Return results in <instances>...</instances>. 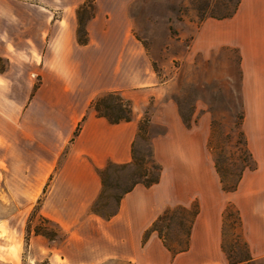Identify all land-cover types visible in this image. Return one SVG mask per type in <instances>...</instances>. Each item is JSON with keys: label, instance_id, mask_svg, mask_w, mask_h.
I'll return each mask as SVG.
<instances>
[{"label": "crops", "instance_id": "0c3cea01", "mask_svg": "<svg viewBox=\"0 0 264 264\" xmlns=\"http://www.w3.org/2000/svg\"><path fill=\"white\" fill-rule=\"evenodd\" d=\"M85 1L0 0V57L9 61L0 71V112L4 104L8 109L0 115V131L15 135L17 152L15 165L8 159L7 168L40 190L51 183L43 210L63 231L58 240L34 234L25 242L21 227L13 240L0 241V264H230L223 247L230 204L252 254L259 256L264 246V0H240L232 17L205 20L191 45V53L207 60L225 47H238L244 58L249 46L255 57L242 68L241 129L256 168L244 171L234 191L223 190L211 152V111L197 101L192 120H184L170 97L172 83L160 79L133 31V0H93L94 15L85 25L88 41L80 44L77 10ZM110 91L130 102L131 120L112 123L91 109L97 96ZM147 109L151 124L163 128L152 140L162 167L159 182L135 185L108 219L90 213L102 189L100 170L110 162L132 161ZM195 203L199 210L184 248L172 250L157 231L145 238L165 210Z\"/></svg>", "mask_w": 264, "mask_h": 264}, {"label": "rangeland", "instance_id": "374dc122", "mask_svg": "<svg viewBox=\"0 0 264 264\" xmlns=\"http://www.w3.org/2000/svg\"><path fill=\"white\" fill-rule=\"evenodd\" d=\"M239 2L240 0H133L129 6L133 31L148 49L160 79L172 83L170 97L179 103L184 120H192L197 101H200L199 104L204 110L207 108L211 111L210 148L225 173L227 185L236 183L245 170L256 168V162L241 129L244 116L241 98L242 68L250 67L255 57H251L249 46L243 49L245 59L238 47H225L217 50L207 60L191 53V45L205 20L232 17ZM90 5L91 2H88L84 10V21L88 20L92 13ZM1 28L3 25L0 23ZM260 45L259 41V47L262 46ZM257 63L263 64L262 58H259ZM8 65L9 61L0 57V71L5 70ZM37 85L38 82L34 90ZM11 93H14V90ZM0 99L3 97L0 96ZM7 110V106L2 105L3 112H0V115H5ZM145 117L149 118V122L144 124V130L137 137L136 152L141 159V165L145 164L154 173L150 162L153 153L152 140L163 132V128L151 124L148 109L141 119ZM3 123V120H0V127ZM2 133H7L8 136H2ZM15 139V135L11 136L9 131H0V241L13 240L21 227L25 242L36 234V228L42 232L36 235L47 239L49 235H56L55 239L58 240L62 238L63 231L54 221L51 222V216L43 210L51 183L48 182L44 189L40 190L39 186L35 187L37 185L27 180L12 177L7 168L8 159H12L14 165L16 162ZM7 142L12 146H7ZM141 165L111 167L107 171L103 194L96 205L99 213L112 216L116 212L118 200L142 172ZM246 165H255V168H245ZM38 202V209L31 216ZM90 207L89 212L95 214L91 212ZM228 207L231 213L225 218L223 247L229 256L230 264H264V246L258 248L259 256L252 254L245 241L238 211L231 204ZM186 209L174 207L157 223L158 231L166 245L174 251L184 248L188 242L194 207L192 205ZM29 218H32L30 222ZM147 236L145 235V238ZM103 264L130 263L109 260Z\"/></svg>", "mask_w": 264, "mask_h": 264}, {"label": "trees", "instance_id": "16d2710c", "mask_svg": "<svg viewBox=\"0 0 264 264\" xmlns=\"http://www.w3.org/2000/svg\"><path fill=\"white\" fill-rule=\"evenodd\" d=\"M88 2H91L90 8H92V13L88 17V19H90L94 15L93 0H86L77 10V18H78L77 40L80 44H85L88 41L87 31H86V27H85L87 20L84 21V10L86 9ZM227 17H229V16H227ZM90 107H91V109H93L96 112V114L98 116H103V117L107 118L112 123H118L121 121H129L132 119V108H131L130 102L125 100L122 97V95L117 91L104 92V93L100 94L91 102ZM148 122H149L148 117L147 118L145 117L144 119L140 120L137 137L139 135H141L142 131L144 130V124H146ZM136 145H137V138L134 140L133 145H132V161L131 162L125 163V164H117V163L110 162L106 165L105 168L100 170V175L102 178V190H101V193L99 194L98 198L92 203V205L90 207L91 212L98 214V215H100L104 218H107V219L111 217V215H102L96 209V205H98L100 197L103 194L105 174L107 173V171L111 167H118V166L126 167V166L136 165V164L141 165L142 162H141V159L137 155ZM246 148H247V146H246ZM151 155L152 156H151L150 162H151V167L154 169V173L151 172V169L149 167H147L145 164L144 165L142 164L141 165L143 167L142 172L139 173L137 180L134 182V184L130 188H128L123 193V195L125 193H127L128 191H130L137 184H143L145 186H151V185L159 182L162 168H161V165L158 162H156V160L154 159L153 153ZM215 165H216L217 172H218L220 179H221L223 190H225V191L236 190L238 187V183H239L242 176H240L239 179L237 180V182L234 183L233 185H227L225 183V178H224L225 173L220 168L219 162L216 158H215ZM251 167L255 168V165H253V166L252 165H246L245 168H251ZM122 196L118 200V203L120 202ZM39 204H40V202H38L37 205L34 207V209L31 212V216L33 215V213H35L37 211V209H38L37 207L39 206ZM193 207H194V211L192 213V220H191L190 225H189L188 235L190 234V226L194 220V217L196 216V214L199 210L197 203L193 204ZM184 209L187 210L186 208H184ZM170 210H171L170 208L165 210V212L158 217V219L153 223V225L147 231L146 235H148L149 232H151V231H157L159 233V235L162 237V234H160V232L158 231L157 223H158V221H161L170 212ZM230 213H231V211H230L229 207H227L225 210V213H224V218L228 217V215ZM31 219L32 218H29L28 222H30ZM51 222H53V221L51 220ZM27 227H28V224H27ZM34 233L42 234L41 230L38 228L34 229ZM43 234H45V233H43ZM45 235H47V234H45ZM47 237L49 239H55L56 235H54V236L49 235Z\"/></svg>", "mask_w": 264, "mask_h": 264}]
</instances>
